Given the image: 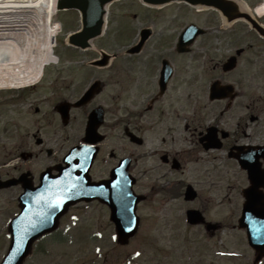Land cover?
Returning a JSON list of instances; mask_svg holds the SVG:
<instances>
[{
	"label": "flooded vegetation",
	"instance_id": "1",
	"mask_svg": "<svg viewBox=\"0 0 264 264\" xmlns=\"http://www.w3.org/2000/svg\"><path fill=\"white\" fill-rule=\"evenodd\" d=\"M130 6L120 8L113 15L117 19L113 20H131L138 33L145 27L151 29L137 52H107L102 64L93 65L91 62L101 58L98 52L96 56L80 60L90 67L85 72L81 63L72 57L65 59L68 62L56 69L55 74L44 77L42 85L22 90L0 89L1 180L30 177L29 183L35 185L42 171L56 175V167L62 164L68 150L83 141L85 124L91 114L94 120H103L98 128L103 139L96 144L91 180L107 178L111 168L128 156L129 169L134 173L136 170L162 172L154 178L153 194L183 197L185 187L191 184L197 197L187 204L199 200V185L203 183L200 180L204 181L206 175L202 173L200 178L197 173L190 182L174 177L175 174H184L191 168L212 174L217 169L216 160H221L223 153L233 155L254 146L253 124L260 119L264 95L254 93L252 60L245 56L253 44L240 47L242 52L232 70L222 69L230 53L211 64L209 71L206 58L202 59L204 52H192L193 46L190 51H177L179 34L174 35L173 28L181 12H175L172 4L152 7L137 1ZM112 18L109 11L107 22ZM206 23L216 21L211 17ZM206 25L203 36L212 32ZM230 32L232 40L239 36L236 29ZM242 32L245 37H260L248 24ZM138 40L137 37L128 47ZM215 80L231 85L230 94L210 99L209 87ZM94 83L97 86L91 96L81 101L84 92ZM14 120H36L43 127L25 131L20 145H15L13 138L18 127ZM45 129L49 131L44 133ZM139 178L136 176L135 183L138 193L141 192ZM4 191L11 199L6 211L11 215L13 208H17L22 184L1 189L0 193ZM148 199L149 195H145L144 200ZM91 206L97 208L99 218L109 220L107 205L98 201L81 202L69 206L60 218L69 222L68 233L73 231L71 222L78 217L79 207ZM217 226L210 231V236H217L221 241V224ZM248 253V264H264V254L254 263V251L249 248Z\"/></svg>",
	"mask_w": 264,
	"mask_h": 264
},
{
	"label": "rangeland",
	"instance_id": "2",
	"mask_svg": "<svg viewBox=\"0 0 264 264\" xmlns=\"http://www.w3.org/2000/svg\"><path fill=\"white\" fill-rule=\"evenodd\" d=\"M243 1L252 11L253 7L261 0ZM132 2L134 1L121 0L112 3L109 6L112 20L117 19L113 15H117L119 8H122L121 10L129 8ZM173 9L175 12L183 13L182 18L174 23V35L190 21L196 22L200 26L207 24L206 26L211 28L212 32L208 36L199 38L192 50L194 53L204 52L202 59L206 58L205 62L209 71L211 64L233 53L234 48L244 46L247 41L252 43L253 48L245 56L250 57L252 60L254 93L264 95V42L253 35L245 37L242 32L245 29L243 22L239 21L232 26V29L238 30L239 33V36L232 40L229 38L231 27L227 31L222 29L224 27L215 12L211 10L198 12L181 3H174ZM211 17L212 21H216L215 24L206 23L207 19L209 20ZM55 20H58L61 31L54 40V54L61 57L58 62L45 67V77L55 74L56 69L61 68L64 63L68 62L65 59H71L72 57L81 63L80 67L85 72L90 67L84 65L85 63H82V61L96 56L98 49L112 52L114 48L121 47L136 37L134 22V25L126 21L119 24L110 20L112 23L109 22L104 36L93 39L91 46L86 51H72L67 45V37L71 31L80 26L79 13L72 9L60 10ZM262 21L264 22V18H262ZM120 25L122 35L118 30ZM81 59L83 60L80 61ZM207 66L205 65V71L208 76ZM44 79L37 86L45 83ZM14 122L18 127V132L13 138L15 145H20L22 134L25 131H34L37 126L43 127L42 122L39 124L36 120H14ZM42 131L46 133L49 130ZM251 139L254 144L264 143V104L262 105L260 119L253 124ZM216 164H218V168L212 174L204 170L197 171L191 168L184 174H175L174 177L192 182L197 173L200 178L203 177L202 173L205 174L204 181L200 180L203 183L199 185L201 192L199 200L189 205L204 209V213L209 220L220 221L223 226L235 224L242 201L240 190L247 185V180L244 174L236 170L231 162L222 160ZM97 169L99 168L97 167ZM161 173V171H135V175L140 177L138 190L143 194L148 193L149 199L139 204L136 213L142 219V224L135 237L128 244L122 246L116 242L111 223L109 222V226H107V221L98 219L96 217L97 210H80L81 214L77 221L76 229L78 230L76 235L68 237L67 240H62L60 237H48L41 240L35 246L25 264H89V261H94L93 264H153L155 261H157V264H238L239 262L248 261L244 258H227L215 253L216 249L226 251L234 245H238L232 235L235 234L234 232L238 233L239 231L232 230V227L223 229L219 233L221 241H218L217 236L207 237L204 230L199 226H187L185 222L187 204L182 197L173 198L164 196L162 193L153 194V191H155L152 189L154 178ZM10 202V196L5 191L1 192L0 259L8 245V237L4 229L7 227L6 217L9 214L6 211L10 207ZM15 209L16 206L13 210ZM106 227L108 228L106 229ZM100 228L104 232L102 236L89 235L91 230ZM135 251L139 252L138 256H134ZM152 254H155L156 258H152Z\"/></svg>",
	"mask_w": 264,
	"mask_h": 264
},
{
	"label": "water",
	"instance_id": "3",
	"mask_svg": "<svg viewBox=\"0 0 264 264\" xmlns=\"http://www.w3.org/2000/svg\"><path fill=\"white\" fill-rule=\"evenodd\" d=\"M112 0H60L57 8H76L80 11L82 16V29L81 31L72 34L69 37V41L77 46L85 47L88 45V40L95 37L101 33L103 17L105 14L106 5ZM146 3L151 4H163L171 1H184L193 6H210L221 11V13L227 17L228 20L245 17L249 20L250 17L247 13L241 12L237 4L233 0H143ZM252 21V20H251ZM253 22V21H252ZM191 41L195 35L201 32L200 29H195L190 32L186 30ZM145 36V34H143ZM233 59L230 60L225 69L233 67ZM227 93L225 89L218 87V84L213 85L211 89V97L224 96ZM89 127L95 129L96 126L89 124ZM258 153H253V156H248L246 161L242 159L239 162L242 167L246 168L248 171V177L250 181V186L246 188L243 193L246 201L243 204L242 216L239 219L240 227H247L251 230L249 237L256 238L259 237L261 243L256 244V250L262 253L264 249V193L261 191V187H264V169L261 168V163L259 162ZM264 157V155H262ZM8 182L0 184L1 186L8 185ZM129 188V186H126ZM133 193H126L124 196V202H122V207L120 213L118 211V206L115 207L112 215L113 221L116 223L117 231L119 234V240L124 242L129 235L133 234L136 228L134 207L138 198L130 195ZM189 198H193V193L187 192ZM83 198V195L75 194L73 200H78ZM66 203V202H65ZM64 204V203H62ZM61 204V205H62ZM69 204L67 202L64 207ZM111 205V204H110ZM59 207V206H57ZM124 207V208H123ZM123 208V209H122ZM60 210V209H59ZM188 220L190 223H199L203 221L200 213L195 210H190L187 213ZM58 216H56L55 220ZM55 220L48 219L45 223H41L39 218L35 221L29 220L28 224L19 228L18 226L10 227L11 231V244L9 251L4 258L2 264H20L22 259L27 255L30 249L31 242L34 238L52 229ZM134 222V223H133ZM129 225V227H128Z\"/></svg>",
	"mask_w": 264,
	"mask_h": 264
},
{
	"label": "bare ground",
	"instance_id": "4",
	"mask_svg": "<svg viewBox=\"0 0 264 264\" xmlns=\"http://www.w3.org/2000/svg\"><path fill=\"white\" fill-rule=\"evenodd\" d=\"M249 11L243 0H234ZM59 0H0V85L30 84L54 63L55 17ZM264 15V0L254 8Z\"/></svg>",
	"mask_w": 264,
	"mask_h": 264
}]
</instances>
